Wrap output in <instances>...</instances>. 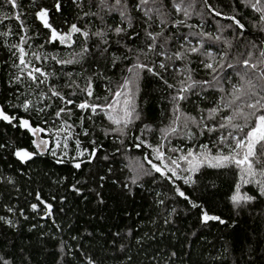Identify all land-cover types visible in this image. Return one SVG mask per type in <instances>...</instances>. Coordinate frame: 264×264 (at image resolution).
Returning <instances> with one entry per match:
<instances>
[{
	"label": "trees",
	"instance_id": "16d2710c",
	"mask_svg": "<svg viewBox=\"0 0 264 264\" xmlns=\"http://www.w3.org/2000/svg\"><path fill=\"white\" fill-rule=\"evenodd\" d=\"M53 2L17 0L19 7L14 9L0 0V33H11L0 35V106L9 115L29 120L32 127L45 128L39 138L50 139L46 154L22 163L14 152H37L32 143L37 137L0 121V216L15 225L0 221V255L10 264H89L90 260L94 264H264V197L256 185L241 183V193L256 199L234 209L230 197L240 182L234 165L202 166L188 172L189 165L178 160L189 150L228 153L220 138L235 130L219 126L243 107L242 101L233 103L234 90L246 91V81L253 73L243 60L256 63L264 51V22L259 14L242 0H207L222 13L216 16L204 0H191L193 14L185 17L173 7L177 0H158L167 14V22L161 24L156 15L149 20L136 8L139 0H127L133 26L116 35L114 29L122 26L121 18L118 12L103 9L100 0H63L62 13L52 16L53 27L68 32L71 24H77L89 36L73 34L68 43L61 44L59 40L49 43V30L35 19L36 11ZM17 13L31 37L25 45L27 59L48 73L46 79L41 77L44 83L32 82L14 67L19 61L11 45L18 44L24 34L20 22L12 18ZM231 16L245 28L239 29L228 19ZM97 32L103 36L95 35ZM147 32L156 36L154 42ZM153 43L155 47L149 50ZM191 47L200 51L191 53ZM137 63L153 71L137 69ZM205 63H213L216 72L205 68ZM261 71L264 68L258 67L255 73ZM17 76H21L19 81ZM126 80L132 81L127 98L134 113L123 135L111 131L116 127L107 116L111 109L93 114L76 107L84 101L101 106L113 103L114 93L125 91L121 86ZM193 81L196 83L183 93L184 99H174L182 86ZM89 85L91 97L85 91ZM53 90L64 99L53 96ZM68 99L74 103L67 104ZM119 99L122 104L125 97ZM25 100L32 101L29 111L21 107ZM61 108L65 111L57 117ZM119 110L116 105V112ZM172 127L177 128L175 133L170 131ZM212 128L216 130L210 131ZM155 149L163 153V160L156 158ZM93 150L96 157L89 163ZM78 152L85 154L79 157ZM145 157L167 175L152 170ZM61 158L64 163H57ZM77 160L85 161L80 169L73 166ZM171 160H178L180 166L172 165ZM137 163L151 174L132 184ZM165 164L175 168V176L167 172ZM189 175L194 182L186 184ZM177 189L189 199L181 197ZM190 201L227 223H202L201 208H193ZM32 204L38 205L35 211ZM45 204L52 205L50 216Z\"/></svg>",
	"mask_w": 264,
	"mask_h": 264
},
{
	"label": "snow or ice",
	"instance_id": "6c2138e0",
	"mask_svg": "<svg viewBox=\"0 0 264 264\" xmlns=\"http://www.w3.org/2000/svg\"><path fill=\"white\" fill-rule=\"evenodd\" d=\"M5 3L11 5L12 8H18L19 4L17 3V0H4ZM75 2V0H74ZM245 7L250 8L252 11L259 14V20L261 22H264V0H242ZM205 5L214 12L216 16H221L222 13L219 11H215V9H212V6L207 3V0H204ZM100 4L103 9H107V11L112 12H118L120 18H121V25L117 26L114 29V32L116 35H121L126 32L127 28H131L133 26L132 17L130 15V12L128 10L127 6V0H114L113 4H109L108 0H100ZM151 4L152 7H148V5ZM173 7L176 12L183 13L185 17H190L192 12V3L191 0H177L173 4ZM136 8L138 10L143 11L144 15L151 20L153 15H156L157 18L160 20L161 24L166 23V16L167 14L162 10L160 6H158V0H139V3L136 4ZM63 10V0H54L52 5L50 7H41L38 11L35 12V19L38 20L44 29L49 30L50 36H49V43L55 42L59 40L61 44L68 43L71 40V37L73 34H82L84 37H88L89 33L87 31H83L80 27L77 26V24H71L69 27L68 32H60L57 30V28L53 27V24L51 22L53 14H60ZM15 20L20 22V28L23 31V35L20 36L19 43L11 45V48H14L16 51L13 52V55H17V59L19 63L14 64V67L18 68L21 72V75H25L28 79H30L32 82L40 84L44 83L43 78H47L48 73L44 72L41 68L35 67L31 64V61L27 59L29 56V53L25 50V45L28 44V41L31 39V37L27 34V28L24 25L23 21L21 20V16L19 13H17L14 17ZM4 19H9V17L5 16ZM228 19H231L233 23L241 30L245 28V25L240 22L239 19H237L235 16L228 17ZM2 23V21H0ZM177 23H183V21H177ZM191 27V26H190ZM229 28H231V25H229ZM261 31H264V27L261 28ZM2 36H8L11 35L10 32H4L0 33ZM97 36H103V32H97L95 33ZM159 35V34H157ZM147 36L149 39H151L153 42L156 40V36L153 35L151 32H147ZM215 39L219 40L220 37H216ZM155 47V43L149 45V50ZM255 47V45L253 46ZM85 51H87L85 49ZM191 53H197L200 51V48L198 47H191L189 49ZM32 56L35 57V59L40 60L41 56L32 53ZM209 57L212 56L211 53H207ZM251 55V53H249ZM260 59L257 60L256 63H253L250 59L243 60V65L246 68L252 69L253 73L252 75L247 79L246 85L247 90L238 88L235 89L234 92L237 93L234 95L233 103H236L237 101L243 102V107H238L235 114L233 116L227 117V124H220V128L225 127H231L235 130V133H243V135H236L234 132H229L227 137L221 136L220 142L221 144H227L228 146V153L225 154L223 150L218 151L217 154L211 155L209 153H194L193 151L189 150L186 155H181L178 157V160L184 161L189 165V168L185 171L188 172H196L198 171L202 166H208L212 168H225L229 166H235L240 174V182H238L235 186V192L230 197V201L234 207V209H239L243 205H246L256 199V196L248 195L247 193H241V183L243 184H249L254 183L257 187V190L259 192V195L261 197H264V71L259 72L258 74L255 73V70L260 67L264 68V51H261L259 53ZM44 59H47V57H44ZM53 60H56L57 58L55 56L52 57ZM58 63H70L71 61H59ZM137 69H147L149 72H152L153 69L149 68L148 65L137 63L135 66ZM161 68L164 67V64L161 63ZM204 67L207 69H210L213 73L216 72V68L214 67L213 63H205ZM231 67V65H229ZM131 72L132 69H129ZM21 79V76H17L16 80L19 81ZM189 79H191V76H189ZM131 80H126L124 84L121 86L122 89L125 91H116L114 93L113 97V103H109L107 105L101 106L98 104H90L87 101L81 102L80 104L76 105L79 109L82 110H88L90 109L93 114L97 113V110L100 109L101 111L104 110V108L111 109L112 111L107 113L108 119L112 122V124L116 125L115 128H112L111 131L114 133H119L121 135L124 134L125 129L128 127L130 123H132L133 113H134V107L131 104L130 99L127 98V91L129 90V86L131 85ZM195 81H193L192 84H189L187 86H182L179 90L180 94L175 97L174 99L182 100L184 99V92L189 91L194 85ZM204 84H209L208 81L203 82ZM171 87V86H170ZM86 94L91 97L92 91L91 86L89 85L88 88L85 90ZM52 95L56 97H60L61 99H64L61 97L60 93L53 90ZM124 96L125 99L123 100L122 104L120 101V97ZM67 104H73L74 101L68 99L66 100ZM116 105H120V110L116 112ZM21 107L25 111H29L32 107V101L25 100ZM245 109H248L249 111H245ZM39 111H43V109H39ZM65 111L64 108H61L57 113L56 116L60 117L61 113ZM212 112L217 111L216 109L211 110ZM112 112H116L115 115L112 114ZM179 117H177V120ZM237 119L242 120V123L234 122ZM190 120L194 123L195 118H190ZM0 121L7 122L10 125L19 126L23 129L28 130L32 133L33 136L37 137V139L33 140L32 143L35 146V148L39 151L37 152H30L27 149H17L14 152V155L16 158H18L22 163H26L29 160H31L35 155L41 154L48 145V141L44 139L39 138V134L41 132H45V128H41L39 126L32 127L31 123L27 119L19 118L15 115H9L3 106H0ZM13 121H18V125L13 124ZM187 127V124L185 125ZM207 127V125H205ZM215 128L210 129V131H215ZM172 133H175L177 131L176 127H172L170 129ZM85 135H87V132L85 131ZM234 141V143H233ZM77 144H79V141H77ZM59 142L57 143V147H59ZM67 147V144L64 145ZM0 147H3V145H0ZM136 147H140L139 144L136 145ZM202 148H207V146H202ZM87 151V150H85ZM156 152V158L163 160V153L160 152L159 149L154 150ZM84 152H78L77 155L79 157L84 156ZM52 155L55 156L56 153L53 150ZM66 156V153H65ZM96 157V151L93 150L89 154L88 162L90 163L93 159ZM75 159V158H74ZM107 159V157H105ZM145 160H147L148 164L151 165V169L155 170V172L161 173V175H167L166 172L162 171L161 167L153 163L151 160H148L147 157H145ZM178 160H171V164L175 165L176 167H179ZM57 163H64V159H57ZM85 161L83 160H77L74 163V168L80 169L82 164ZM164 167L167 169V172H171L172 176L176 175L175 168L168 167L167 164L164 165ZM134 175L131 179L132 184H137L138 180L145 175H150L151 171L149 169H145L143 164L137 163V165L132 169ZM172 176H168L167 178L169 180L172 179ZM101 180L104 179V177H100ZM187 183H193L192 177L189 175L187 178H185L184 181ZM125 188H129L128 184L124 185ZM73 190L79 193V189L73 185ZM178 194L183 197L185 200H188L189 198L185 195L184 192L179 191L177 189ZM37 199L40 200L39 193H37ZM101 202H103L101 200ZM41 203H44L41 201ZM191 206L193 208H201V222L204 224H207L209 221H215L219 224H226L227 221L223 220L218 215H211L207 210L203 209L202 205H198L194 202H191ZM31 208L33 211H35L38 208L37 204H32ZM46 209V215H51V204H45ZM8 211H12L11 208L8 209ZM175 212V209L172 210ZM23 215V213H21ZM0 221H3L4 223L8 224L10 227H15L13 222L10 219H6L5 217L0 216ZM168 221H166L167 223ZM174 255V254H173ZM0 264H10V261L7 260L3 255H0ZM89 264H94L93 261H89Z\"/></svg>",
	"mask_w": 264,
	"mask_h": 264
},
{
	"label": "water",
	"instance_id": "95a60500",
	"mask_svg": "<svg viewBox=\"0 0 264 264\" xmlns=\"http://www.w3.org/2000/svg\"><path fill=\"white\" fill-rule=\"evenodd\" d=\"M31 133V132H30ZM32 134V133H31ZM40 135V134H39ZM35 139H37V138H35ZM41 139H44V140H47L48 141V145H47V148L41 153V154H46L47 153V151H48V149H49V146H50V139L49 138H41ZM35 147V146H34ZM36 149V148H35ZM36 151H39V150H37L36 149ZM162 169V168H161ZM162 171H164L163 169H162ZM165 172V171H164ZM158 173V172H157ZM158 174H160L161 175V173H158ZM162 177H165L166 175H161Z\"/></svg>",
	"mask_w": 264,
	"mask_h": 264
}]
</instances>
